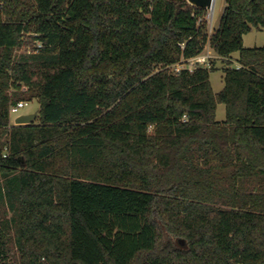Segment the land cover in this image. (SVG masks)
<instances>
[{
  "label": "trees",
  "instance_id": "trees-1",
  "mask_svg": "<svg viewBox=\"0 0 264 264\" xmlns=\"http://www.w3.org/2000/svg\"><path fill=\"white\" fill-rule=\"evenodd\" d=\"M206 14L172 0H7L0 264H264V45H243L264 30V0H225L213 33ZM207 45L225 62L217 93L214 64L172 69ZM33 98L37 119L10 124V105Z\"/></svg>",
  "mask_w": 264,
  "mask_h": 264
},
{
  "label": "rangeland",
  "instance_id": "rangeland-1",
  "mask_svg": "<svg viewBox=\"0 0 264 264\" xmlns=\"http://www.w3.org/2000/svg\"><path fill=\"white\" fill-rule=\"evenodd\" d=\"M225 5V0H214L212 4V8L206 9V21H207V30L209 33H213L215 29H217L220 18L222 15V11ZM243 45L245 47H261L264 45V30L263 29H256L253 28L249 33L245 34L243 36ZM31 49L29 46H22L21 49L16 50V54L20 53H26L28 50ZM237 58V53H234L231 58H229L231 61V66L235 65ZM215 66V70L210 73V83L213 92L217 93L219 92L223 87V67L225 66V62L222 61V59H214L212 60ZM20 92H27V89L23 90V87L20 89ZM25 100V99H23ZM39 109V102L36 98H33L30 101H27V105L20 109L18 114H12L10 116V124H14V121L16 119L17 115H23V114H32L35 112H38ZM225 118V107L223 104H218L216 109V120L222 121ZM37 119V116L34 120ZM9 216V214H8ZM182 241V243L180 242ZM179 244L184 245V240L179 239ZM4 248L7 253V256L9 260H11L13 263L16 262L17 259V249L15 247V244L13 241L5 240L4 242Z\"/></svg>",
  "mask_w": 264,
  "mask_h": 264
},
{
  "label": "built area",
  "instance_id": "built-area-1",
  "mask_svg": "<svg viewBox=\"0 0 264 264\" xmlns=\"http://www.w3.org/2000/svg\"><path fill=\"white\" fill-rule=\"evenodd\" d=\"M6 2L7 0H0V18L3 16V12H4V8L6 6ZM41 47V43L39 41L36 42L35 44V49H29L27 53H31V52H37V48ZM33 50V51H32ZM221 59V57H219L218 55H216L213 50L207 45L204 49V51L193 57L188 59L187 61L181 63V64H176L172 67L174 72H179L182 68H187L189 70H192L195 66H203V67H210L212 60L214 59ZM233 67L235 68H239L240 65L238 63H235V65H233ZM26 87H23V90H25ZM27 105V101L25 100H19L17 101L15 104L10 105L9 108V114L10 116L12 114H18V112L20 111L21 108L25 107ZM20 116L17 115L16 118ZM185 118V116H184Z\"/></svg>",
  "mask_w": 264,
  "mask_h": 264
},
{
  "label": "water",
  "instance_id": "water-1",
  "mask_svg": "<svg viewBox=\"0 0 264 264\" xmlns=\"http://www.w3.org/2000/svg\"><path fill=\"white\" fill-rule=\"evenodd\" d=\"M172 1L177 2V3L186 2L192 6H195L201 9H210L212 7L214 0H172ZM37 115H38L37 112L32 113V114L20 115L15 119L14 124L16 125L29 124L36 118ZM180 242L182 243V241Z\"/></svg>",
  "mask_w": 264,
  "mask_h": 264
},
{
  "label": "bare ground",
  "instance_id": "bare-ground-1",
  "mask_svg": "<svg viewBox=\"0 0 264 264\" xmlns=\"http://www.w3.org/2000/svg\"><path fill=\"white\" fill-rule=\"evenodd\" d=\"M212 8V7H211Z\"/></svg>",
  "mask_w": 264,
  "mask_h": 264
}]
</instances>
